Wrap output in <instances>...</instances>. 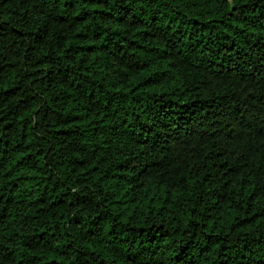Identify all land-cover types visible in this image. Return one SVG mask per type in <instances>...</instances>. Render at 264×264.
I'll return each instance as SVG.
<instances>
[{
	"label": "trees",
	"instance_id": "1",
	"mask_svg": "<svg viewBox=\"0 0 264 264\" xmlns=\"http://www.w3.org/2000/svg\"><path fill=\"white\" fill-rule=\"evenodd\" d=\"M0 264H264V0H0Z\"/></svg>",
	"mask_w": 264,
	"mask_h": 264
}]
</instances>
